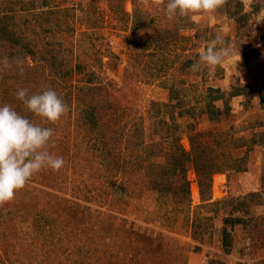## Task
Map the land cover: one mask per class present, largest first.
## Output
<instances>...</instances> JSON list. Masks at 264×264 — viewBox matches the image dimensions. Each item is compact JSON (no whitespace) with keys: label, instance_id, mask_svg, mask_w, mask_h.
<instances>
[{"label":"rangeland","instance_id":"1","mask_svg":"<svg viewBox=\"0 0 264 264\" xmlns=\"http://www.w3.org/2000/svg\"><path fill=\"white\" fill-rule=\"evenodd\" d=\"M3 11L34 55L0 39V67L11 64L0 71V106L53 129L46 148L64 165L42 169L0 206V264H264V0L172 20L152 0H0ZM216 36L231 56L193 71ZM91 85L118 110L105 115L120 128L108 135L112 155L93 148L83 121L89 94L77 86ZM209 86L231 106L215 120L204 110ZM234 87L247 93L229 95ZM21 88L52 89L68 110L42 121L16 98ZM177 158L184 172L170 171ZM198 161L223 171L201 185ZM241 198L248 205L234 216L246 222L227 227L225 251V218Z\"/></svg>","mask_w":264,"mask_h":264},{"label":"clouds","instance_id":"2","mask_svg":"<svg viewBox=\"0 0 264 264\" xmlns=\"http://www.w3.org/2000/svg\"><path fill=\"white\" fill-rule=\"evenodd\" d=\"M225 3L226 0H167L166 3L165 0H152L153 5L164 6L168 20L177 15L186 17L213 12ZM230 56L225 41L216 36L199 52V60L191 67L193 71H198L201 64L218 66ZM9 67L11 64L5 58L0 71ZM17 67L22 73L23 67L19 64ZM15 95L27 112L49 123L57 122L68 110L62 98L52 89L29 94L27 88H21ZM52 136L53 129L32 122L8 104L0 106V206L10 202L15 192L24 188L42 169L58 171L63 167V157L51 154L46 148Z\"/></svg>","mask_w":264,"mask_h":264},{"label":"trees","instance_id":"3","mask_svg":"<svg viewBox=\"0 0 264 264\" xmlns=\"http://www.w3.org/2000/svg\"><path fill=\"white\" fill-rule=\"evenodd\" d=\"M23 9H27V7H24ZM10 10V9H9ZM9 13L8 12H0V39H7L9 42H11L12 46H19L21 49H24L25 51L29 52L32 56L34 55V50L31 48V44L29 39L24 38L21 34H18L16 31L12 30L11 28L9 29ZM50 45H47L45 47V54L47 53H52L53 47H49ZM59 49V48H57ZM45 56V55H44ZM46 57V56H45ZM62 62H60L61 64ZM79 67V66H78ZM91 78V77H90ZM89 78V79H90ZM60 81L66 85H68V82L66 79H60ZM67 88L69 87L72 89V86H66ZM84 89L85 94H89L87 101H85V105L82 111L83 114V121L87 126V130L91 133L90 139L93 140L92 146L96 150H101L104 151L108 155H112L114 153L113 150V143L109 140L108 135H110L112 138L114 137L113 135L117 134L116 132L120 129L118 127H115L112 122L107 118L111 117L109 116L112 113V110L116 109L115 112H117V107L111 103L108 102V98L106 95H108V92L105 91L101 86H85L79 88L77 86V91L80 89ZM208 94H207V101H206V106L205 109L208 113V116L211 120H215L223 112H228L231 109V106L229 104V100L226 97L225 92H223L219 87H212L209 86L208 88ZM246 90V89H244ZM106 92L107 94L103 96L102 92ZM247 92H240L239 88L236 90L234 87L233 90L229 93L231 96L239 95V94H246ZM228 95V96H229ZM61 98H64L63 95ZM170 98H174L173 96H170ZM222 100L225 109H222L216 105V101ZM177 103V102H176ZM176 105V104H173ZM113 108V109H112ZM107 111H111L109 115L107 114ZM105 115H108L107 117ZM111 119V118H110ZM115 120V119H114ZM113 120V121H114ZM116 122V121H115ZM166 122V120H165ZM117 123V122H116ZM126 125V124H124ZM169 124L167 123V126ZM42 126V125H41ZM170 128V126H168ZM166 132L164 133L165 135H169V130H165ZM143 130H141V135H143ZM190 142L193 146L194 144V137L189 136ZM262 140L260 143H264V138H261ZM176 144L178 146V149L184 153L186 160H191V156L187 153L184 152L183 147L180 145L178 142V138H175ZM259 142V141H258ZM143 144L144 146L145 142L144 140L140 143V145ZM116 157V156H115ZM141 159H145L144 157H140ZM193 158V157H192ZM181 159V158H180ZM177 158V161L173 166H171L169 169L170 171L176 173L177 170L180 171H185L184 161L181 159ZM197 160V159H196ZM175 161V160H174ZM194 161V160H193ZM192 162V160H191ZM201 162H196L194 164V168L200 177L199 183L203 185V182L201 181L202 178H207L209 182H207V185L211 182V175L215 172H222L223 168H220L218 166H215L213 162H208L204 163L202 166H199ZM185 176V175H183ZM184 179V178H183ZM185 180V179H184ZM112 184H116L114 181H112ZM189 182L187 180L184 181L183 185V190L184 192L189 193ZM258 193L252 192L250 193V198L253 196H256ZM207 200V199H206ZM248 204L246 203V199L241 198V199H235L233 201V209L231 210V213L228 217L225 218V226L222 229V247L225 251H229L231 246H232V236L231 233L228 230V226L233 227L237 223H245V219L242 218V216H234L235 212L243 211L242 209L246 207Z\"/></svg>","mask_w":264,"mask_h":264}]
</instances>
